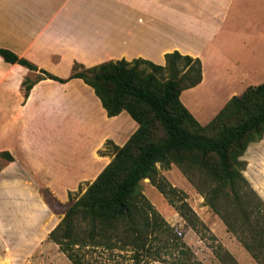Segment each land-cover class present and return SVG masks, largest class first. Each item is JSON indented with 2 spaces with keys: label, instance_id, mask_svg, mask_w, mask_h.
I'll list each match as a JSON object with an SVG mask.
<instances>
[{
  "label": "crops",
  "instance_id": "obj_1",
  "mask_svg": "<svg viewBox=\"0 0 264 264\" xmlns=\"http://www.w3.org/2000/svg\"><path fill=\"white\" fill-rule=\"evenodd\" d=\"M145 2L140 10L121 1L0 0V11L23 22L5 27L10 44L0 47L62 79L72 75L75 63L92 68L142 58L164 66L165 55L174 51L199 58L202 82L180 99L202 125L232 97L264 82V0H176L169 8ZM218 19L239 20L224 29ZM31 76L20 64L0 68V110L15 113L9 125L0 124V150L14 157L0 167V188L38 195L44 188L63 197L82 182H94L113 159L100 153L106 143L124 146L139 125L127 111L108 116L80 78L41 80L25 99L23 82ZM7 132L13 140L5 141ZM40 198L48 217L27 219L26 225L39 226L33 235L44 233L54 216ZM19 234L0 235V264L14 260L23 241Z\"/></svg>",
  "mask_w": 264,
  "mask_h": 264
},
{
  "label": "trees",
  "instance_id": "obj_2",
  "mask_svg": "<svg viewBox=\"0 0 264 264\" xmlns=\"http://www.w3.org/2000/svg\"><path fill=\"white\" fill-rule=\"evenodd\" d=\"M0 57L6 63L40 71L36 80L23 82L25 99L41 80L65 83L80 78L95 90L108 116L127 111L139 125L124 146L106 143L113 159L82 196L75 199L69 193L70 203L49 240L72 264H93L95 253L111 255L116 250H131L136 258L144 257L163 247L156 242L164 243L165 239L158 238L161 234L176 236L138 192L145 179L170 201L189 227L197 232L206 227L180 191L161 175L158 164L164 169L177 165L229 231L264 263V201L245 177L247 162L242 160L249 145L264 137V82L232 97L210 123L202 125L180 99L184 90L202 82V62L179 51L167 53L164 66L142 58L92 68L75 63L67 79L8 48L0 47ZM0 157L14 160L7 151L0 152ZM41 192L57 212L59 203L51 192Z\"/></svg>",
  "mask_w": 264,
  "mask_h": 264
},
{
  "label": "rangeland",
  "instance_id": "obj_3",
  "mask_svg": "<svg viewBox=\"0 0 264 264\" xmlns=\"http://www.w3.org/2000/svg\"><path fill=\"white\" fill-rule=\"evenodd\" d=\"M105 1L110 3L121 1L126 4H132L140 10H142L144 6V0ZM150 1L151 3L165 5L169 8L175 6L174 2L176 0ZM184 1L186 0H183V2ZM187 1L189 2L190 0ZM146 2L148 4L149 0H146ZM179 20L189 21L190 19ZM218 20L219 25L224 27V29H228L227 27L232 22L239 19H225L224 23L221 21L222 19ZM20 21V18L10 17L6 12L0 11V46L10 44L7 40L10 36L8 34L6 35L5 27H13L14 25L22 26L23 22ZM182 48L184 49L185 47L182 46ZM3 64L7 65V63L0 57V68ZM30 71L33 76L28 79L32 81L36 80L41 74L39 70ZM23 89L25 93L24 85ZM8 99L9 98H7V100ZM2 100H4V98L0 96V103ZM6 106L13 107L9 102ZM14 116L15 113L12 110L4 111L1 109L0 124L3 123L9 125ZM5 135V141L13 140L14 138L10 136L11 134H9V132ZM42 137L43 141H45L46 136L42 135ZM111 150V148H106L105 145L103 152L108 156L113 157V151ZM0 152L2 151L0 150ZM101 152L102 151H100V153ZM6 160V158L0 157V167ZM242 160L247 162V167L244 171L245 177L264 201V137L260 141L253 142L249 145ZM157 167L168 183L180 191L181 196L189 203L197 214L200 222L206 227L201 229L200 232L189 227L170 201L150 182L149 179H145L140 183L137 189L138 192L147 197L149 202L167 221L170 228L173 229L172 231L176 236L161 234L158 238L161 240L165 239V244L162 241H156L159 246L163 245L158 253L153 252L151 255L136 258L134 256L135 253L131 250H116L111 255L97 252L92 259L93 264H264L260 259L257 260L254 258V256L239 241L237 236L229 231L225 221H223V219L206 204L204 195L185 176L183 171L177 165L172 164L169 169L162 168L160 164H158ZM89 184L91 183L82 182L78 189L71 192L73 198L76 199L82 196L86 192ZM41 191L40 195L29 192L7 193L5 189L0 188V224H3L0 225V235L6 234L8 236L10 233L11 237L18 238V234L21 233L23 237L20 247L18 248L17 246L16 252L13 253L15 257L10 264H72L68 257L60 250L59 246L49 240L51 231H53L64 217L65 210L70 203L69 194L63 195L62 197V195L53 194L51 192L59 205L56 204L57 212L53 211L54 216L48 220L47 229L45 230V232L48 231L47 236H45V232L40 233L39 235H33L34 231L39 227L38 224L37 227L26 225L27 219L29 218L35 219L48 217L40 205V197H42L44 202L48 205ZM29 221L30 220H28V223H30ZM4 224H9L10 229L15 231V233L9 231L6 232V229L9 227H5ZM262 258L263 257H261V259Z\"/></svg>",
  "mask_w": 264,
  "mask_h": 264
}]
</instances>
